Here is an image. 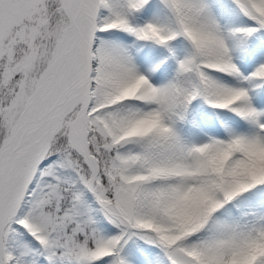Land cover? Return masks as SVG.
I'll use <instances>...</instances> for the list:
<instances>
[{
    "label": "snow or ice",
    "instance_id": "snow-or-ice-1",
    "mask_svg": "<svg viewBox=\"0 0 264 264\" xmlns=\"http://www.w3.org/2000/svg\"><path fill=\"white\" fill-rule=\"evenodd\" d=\"M0 264H264V0H0Z\"/></svg>",
    "mask_w": 264,
    "mask_h": 264
}]
</instances>
